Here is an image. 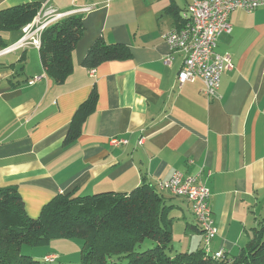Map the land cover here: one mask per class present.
<instances>
[{"label":"crops","instance_id":"1","mask_svg":"<svg viewBox=\"0 0 264 264\" xmlns=\"http://www.w3.org/2000/svg\"><path fill=\"white\" fill-rule=\"evenodd\" d=\"M30 3L40 12L81 14L85 32L61 85L46 75L38 49L0 48V189L15 187L27 214L38 218L58 194H125L144 182L157 188L178 172L198 176L218 229L211 253L239 255L264 222V6L231 13L232 32L219 38L217 52L229 54L234 69L209 100L200 82L178 87L184 58L170 55L164 39L178 29L168 8L181 18L188 0H0V12ZM87 4L96 7L82 12ZM14 37L21 36H5L8 46ZM98 41L126 46L132 56L92 75L83 61ZM37 76L44 79L29 85ZM94 88L95 111L79 138L64 145ZM116 138L128 144L112 145ZM166 195L173 243L181 242L175 252L204 249L191 204Z\"/></svg>","mask_w":264,"mask_h":264},{"label":"trees","instance_id":"2","mask_svg":"<svg viewBox=\"0 0 264 264\" xmlns=\"http://www.w3.org/2000/svg\"><path fill=\"white\" fill-rule=\"evenodd\" d=\"M41 10L30 3L0 12V48L8 47L5 36L20 37ZM178 28L181 18L172 4ZM85 27L81 14L69 15L49 25L39 49L46 75L64 84L74 71L72 54ZM128 47L96 42L83 64L94 69L107 62L131 58ZM98 94L94 88L79 107L64 145L74 143L83 125L95 111ZM164 193L144 182L130 193L105 192L90 196L58 194L38 218H31L15 187L0 189V264H41L22 254L23 246L44 247L53 240L80 238L84 242L79 264H264V222L251 232L239 255L214 259L205 249L174 252L172 220Z\"/></svg>","mask_w":264,"mask_h":264},{"label":"built area","instance_id":"3","mask_svg":"<svg viewBox=\"0 0 264 264\" xmlns=\"http://www.w3.org/2000/svg\"><path fill=\"white\" fill-rule=\"evenodd\" d=\"M262 6L264 0H188L181 15L180 28L164 36L170 55L178 53L184 58L177 76L178 87L200 82L202 94L207 99L218 98L222 75L234 69L231 56L217 52L219 38L232 32L230 15L235 10L252 13ZM95 7L96 5L87 4L81 11L89 12ZM69 15L73 14L59 13L52 9L39 12L34 21L23 28L21 37L3 49L1 54H9L28 47L39 50L45 29ZM171 59V56L168 57L166 63L170 65ZM94 73L95 69H91L90 74ZM43 79L44 77H34L29 81V85ZM111 143L114 146H121L127 145L128 141L116 138L111 140ZM157 189L173 197L185 198L191 204L197 226L203 233L204 249L214 259H224L226 256L224 252L212 254L210 251L211 241L218 234V229L210 207V190L200 183L198 176H185L178 172L169 180L159 182Z\"/></svg>","mask_w":264,"mask_h":264},{"label":"rangeland","instance_id":"4","mask_svg":"<svg viewBox=\"0 0 264 264\" xmlns=\"http://www.w3.org/2000/svg\"><path fill=\"white\" fill-rule=\"evenodd\" d=\"M177 1L180 2L181 0ZM15 39V37L12 38L9 41V44L14 43ZM166 194L167 193H165V195ZM166 196L169 197L168 194ZM175 241L176 242L173 243V246L175 245L176 247L177 244H181V242H178V240ZM83 246L84 242L80 238H74L70 240H53L44 247L34 248L30 246H23L22 254L34 258L35 260L41 262V264H79L81 261ZM175 251L176 250H174V252ZM47 255L54 256H48L46 258L48 260H46L45 257Z\"/></svg>","mask_w":264,"mask_h":264}]
</instances>
